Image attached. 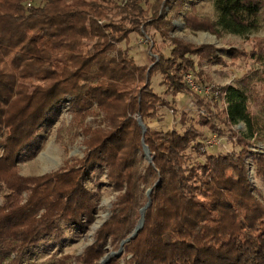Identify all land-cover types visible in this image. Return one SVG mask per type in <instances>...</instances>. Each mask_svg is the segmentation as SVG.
Listing matches in <instances>:
<instances>
[{"label":"trees","instance_id":"1","mask_svg":"<svg viewBox=\"0 0 264 264\" xmlns=\"http://www.w3.org/2000/svg\"><path fill=\"white\" fill-rule=\"evenodd\" d=\"M172 1L180 0H0V264H32L24 256L33 247L50 237L60 241L67 227L92 224L97 201L84 184L91 168L105 173L117 195L75 264H98L106 244L118 252L148 201L142 228L106 264H264V203L254 194L246 162L249 147L264 144V121L251 113L243 90L223 88L217 110L184 81L205 61L227 66L249 58L264 68V38H254L250 52L231 48L226 62L211 45L169 37L163 8ZM212 2L215 21L185 13L184 23L243 36L256 28L264 9V0ZM147 27L171 46L151 66L137 64L128 46H119ZM157 75L166 94L194 99L200 128L187 124L184 114L181 132L148 127V120L159 119L158 107L169 105L152 89ZM65 100L84 156L43 176H20L19 155ZM90 115L102 123L87 126ZM240 122L245 132L232 129ZM220 124L238 152L204 150L201 129L221 137ZM142 141L152 157L143 169ZM252 169L264 185V153H254ZM143 187L151 190L149 197Z\"/></svg>","mask_w":264,"mask_h":264},{"label":"rangeland","instance_id":"2","mask_svg":"<svg viewBox=\"0 0 264 264\" xmlns=\"http://www.w3.org/2000/svg\"><path fill=\"white\" fill-rule=\"evenodd\" d=\"M35 1L36 3L40 2V0ZM163 9L164 20L167 22L166 28L170 30L169 37L195 46L211 45L215 48L217 56L226 62H229V50L231 48L250 52L254 44L253 39L264 38V9L258 18L256 28L247 31L243 36L227 32L216 35L203 29H191L184 23L183 16L185 13H190L196 18H207L215 21L217 12L212 0L172 1L169 6ZM152 45L154 48H151ZM119 46L121 48L128 46L129 55L135 62L147 66H151L157 61L156 54L158 52L167 55L171 47L167 40L160 37L153 27H147L142 35L132 33L128 45L121 43ZM194 62L197 63L196 58H194ZM160 80V75L152 78V89L156 94L168 100L169 105L158 107L159 119L148 120V127L151 130L176 129L181 132L179 119L184 114L187 117V124H193L196 128H200L198 119L201 111L195 106L194 99L190 95L182 93L176 96L166 94L165 89L159 85ZM184 81L196 95L204 97L206 100L212 99L217 110H221L223 107V102L219 99V96L223 94L222 89L228 86L239 88L247 95L251 113L264 121V68L251 59H241L234 64L228 63L227 66L209 64L205 61L202 66L197 65L194 73H186ZM72 115L69 111L68 100L52 108L35 142L24 149L18 157L17 166L20 176H43L63 168L66 162H74L84 156L83 138L79 128L72 120ZM101 121L100 116L93 115L84 120L85 124L90 127L101 124ZM220 128L224 130L221 137L216 136L206 128L201 129L205 135L202 139L204 150L210 155L225 154L230 151L238 152L240 148L228 138L227 129L221 124ZM232 129L242 133L245 132L246 127L244 123L240 122ZM249 148L251 153L247 156L246 162L249 168L250 181L254 187L255 196L264 203V185L259 178L254 176L252 169L254 153H264V144L262 141H255ZM199 160L203 161L204 158ZM148 164L150 163L145 159L143 152L140 168L143 169ZM84 184L94 194L97 201L92 224L86 229L65 228L60 241L51 237L47 238V242L33 247L24 256V261L32 264H52L53 262L54 264H75L76 261L73 258L80 256L87 247L91 246L96 230L111 215V205L117 193L105 182V173L98 174L97 170H92V168L84 179ZM149 190L143 187L145 196ZM2 201L0 196V204ZM114 253L109 244L103 246V254L98 264L107 263ZM62 259L63 262H58Z\"/></svg>","mask_w":264,"mask_h":264},{"label":"water","instance_id":"3","mask_svg":"<svg viewBox=\"0 0 264 264\" xmlns=\"http://www.w3.org/2000/svg\"><path fill=\"white\" fill-rule=\"evenodd\" d=\"M137 121H138V125H139V127L141 128L142 132L144 133L145 130H146V128H145L143 122L141 121L140 118H138ZM142 148H143V152H144V157H145V159L151 164V163H152V157L150 156L149 150H148L147 146L143 143V141H142ZM150 192H151V190L147 191V193H146V196H147V197H149ZM148 206H149V201H148V203L146 204V206H144V207L140 210V220H139V222H138L136 228L134 229V232L132 233V235H131L129 238H127L125 241H123V242L121 243V247H120L119 251H118L117 253H114L113 255H119V254H121V253H122V244H123L124 242H128V241H130L131 239H133V238L137 235L138 231H139V230L142 228V226H143L144 212H145V210H146V208H147ZM105 263H106V262H104V263H102V264H105Z\"/></svg>","mask_w":264,"mask_h":264},{"label":"built area","instance_id":"4","mask_svg":"<svg viewBox=\"0 0 264 264\" xmlns=\"http://www.w3.org/2000/svg\"><path fill=\"white\" fill-rule=\"evenodd\" d=\"M124 1V0H123ZM190 78V77H189Z\"/></svg>","mask_w":264,"mask_h":264}]
</instances>
